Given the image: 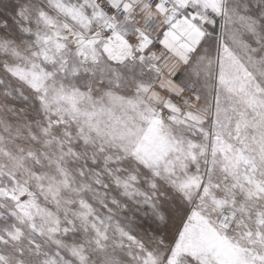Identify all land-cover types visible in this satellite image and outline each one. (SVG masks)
I'll list each match as a JSON object with an SVG mask.
<instances>
[{
    "label": "snow or ice",
    "instance_id": "1",
    "mask_svg": "<svg viewBox=\"0 0 264 264\" xmlns=\"http://www.w3.org/2000/svg\"><path fill=\"white\" fill-rule=\"evenodd\" d=\"M0 264H264V0H0Z\"/></svg>",
    "mask_w": 264,
    "mask_h": 264
}]
</instances>
